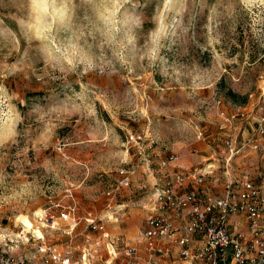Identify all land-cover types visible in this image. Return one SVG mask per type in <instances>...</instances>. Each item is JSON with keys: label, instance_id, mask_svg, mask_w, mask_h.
I'll return each instance as SVG.
<instances>
[{"label": "rangeland", "instance_id": "obj_1", "mask_svg": "<svg viewBox=\"0 0 264 264\" xmlns=\"http://www.w3.org/2000/svg\"><path fill=\"white\" fill-rule=\"evenodd\" d=\"M263 116L264 0H0V235L25 264H53L41 237L75 256L100 239L105 254L109 239L86 227L91 214L147 255L138 242L156 164L127 135L156 141L152 161L215 164L222 187L262 171L255 152L226 175L225 142L252 137ZM132 163L130 188L118 187ZM70 204L81 219L73 230L59 218Z\"/></svg>", "mask_w": 264, "mask_h": 264}, {"label": "built area", "instance_id": "obj_2", "mask_svg": "<svg viewBox=\"0 0 264 264\" xmlns=\"http://www.w3.org/2000/svg\"><path fill=\"white\" fill-rule=\"evenodd\" d=\"M126 140L127 146H138L140 153H144L148 167L156 164L151 170L155 179L149 196L151 204L148 203L151 212L138 242L145 245L147 255H143L138 244L125 243L120 237L111 239L104 224L89 214L85 218L86 227L109 239L105 254L100 239L90 241L88 238L80 254L75 256L73 251L61 250L41 237L38 252L45 263L264 264V165L256 175L227 177L222 187H217L213 175L217 169L215 164L204 171L199 168L184 171L174 164V154L152 161L146 151L152 149L156 141L145 132H131ZM233 143L230 139L225 142L229 152L225 159L226 175H231L229 167L234 158L243 154L245 158L260 152L264 163V116L258 120L252 137ZM137 167L132 163L129 170L121 169L118 187L130 188L131 174ZM107 196H112V190L107 191ZM108 206L111 208L112 204L109 202ZM59 218L67 222L71 230L81 220L75 204L62 208ZM51 219L49 226L55 228L53 216ZM12 242L14 240L0 235V264H25L26 259L10 253L13 246L9 243ZM169 253L175 257L172 262L163 257Z\"/></svg>", "mask_w": 264, "mask_h": 264}, {"label": "trees", "instance_id": "obj_3", "mask_svg": "<svg viewBox=\"0 0 264 264\" xmlns=\"http://www.w3.org/2000/svg\"><path fill=\"white\" fill-rule=\"evenodd\" d=\"M227 96L231 99L234 104L244 105L247 103L248 96L241 95L239 93L234 92L232 89L227 91Z\"/></svg>", "mask_w": 264, "mask_h": 264}, {"label": "crops", "instance_id": "obj_4", "mask_svg": "<svg viewBox=\"0 0 264 264\" xmlns=\"http://www.w3.org/2000/svg\"><path fill=\"white\" fill-rule=\"evenodd\" d=\"M191 161H192L191 159H189V160H185V161L183 160V161L181 162V164H182L183 166H185V167H188L189 164L191 163ZM137 218H138V217H137ZM138 219H139V218H138ZM127 232H128L129 234H132V232L130 233L129 230H128ZM103 253H104V252H103ZM177 264H181V262L178 261Z\"/></svg>", "mask_w": 264, "mask_h": 264}, {"label": "bare ground", "instance_id": "obj_5", "mask_svg": "<svg viewBox=\"0 0 264 264\" xmlns=\"http://www.w3.org/2000/svg\"><path fill=\"white\" fill-rule=\"evenodd\" d=\"M14 127H15V120L13 119L9 124V128H14Z\"/></svg>", "mask_w": 264, "mask_h": 264}]
</instances>
